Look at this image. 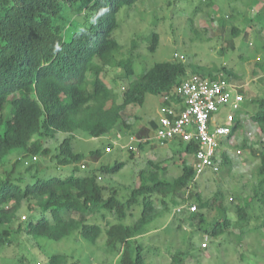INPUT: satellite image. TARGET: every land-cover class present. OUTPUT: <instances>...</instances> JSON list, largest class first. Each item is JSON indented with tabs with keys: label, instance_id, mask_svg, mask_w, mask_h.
Instances as JSON below:
<instances>
[{
	"label": "rangeland",
	"instance_id": "1",
	"mask_svg": "<svg viewBox=\"0 0 264 264\" xmlns=\"http://www.w3.org/2000/svg\"><path fill=\"white\" fill-rule=\"evenodd\" d=\"M118 23L113 37L119 48L114 57L117 60L134 58L135 68L133 78L126 77L123 69L114 65L103 71L104 80L118 93L119 102L130 79L164 61L212 68L225 66L237 75L229 80L245 95L241 112L244 123L231 140L221 145L220 169L205 171L196 179L195 186L181 193L167 197L155 194L160 214L131 240V255L141 246L144 264H264V176L258 171L264 153V132L251 117L259 109L258 100L264 97V0H138L121 9ZM191 23L197 31L191 29ZM71 27L76 31L75 24ZM235 28L239 33L233 31ZM154 32L159 34L160 40L152 52L149 47ZM161 107L162 97L148 93L142 105L130 104L125 108L122 119L109 134L91 137L84 132L76 133L73 149L85 155V159L76 164L62 166L56 157L68 134L48 135L42 140L51 153L47 157L38 155L35 165L44 175L42 178H64L74 167L77 175L84 176L102 165L112 167L122 161L125 165L117 172L99 173V183L117 191L121 200H126L135 187L151 184L149 171H156L161 180L172 182L181 175L182 157L186 155L181 153L184 145L179 141L162 144L154 138L156 127L152 122L157 124ZM11 112L9 102L0 115L7 119ZM130 135L147 138L143 149L137 143L133 145L138 150L128 148ZM95 150H101V155H90ZM19 156L15 149L6 157L5 163L0 165V177L12 169ZM190 159L192 161V157ZM82 165L86 167L80 168ZM25 168L18 164L16 175L26 177ZM197 192L203 198L202 204L195 198ZM162 200L168 203L167 208ZM187 201L198 206L192 214L194 219L189 213H173ZM25 208L26 205L21 215L32 221L39 218L40 212H27ZM130 213L123 223H135L141 206L134 205ZM201 213L205 217L203 222H199ZM65 218H71V214H66ZM224 218L230 220L229 226L220 236L212 237L208 232L211 226ZM88 219V223L102 227L96 242L85 239L79 231L60 240L13 233V243L0 252V264H36L38 261L48 264L45 258L56 254L67 255V260L61 264H122L123 245H109L106 234L109 225L119 220L111 214L103 218V210H95ZM3 227L0 225V230ZM204 241L208 242L205 249L201 248Z\"/></svg>",
	"mask_w": 264,
	"mask_h": 264
},
{
	"label": "trees",
	"instance_id": "2",
	"mask_svg": "<svg viewBox=\"0 0 264 264\" xmlns=\"http://www.w3.org/2000/svg\"><path fill=\"white\" fill-rule=\"evenodd\" d=\"M136 1L0 0V112L6 103L12 105L9 118L0 115V165L13 150L20 154L12 169L0 177V225L5 226L0 230V252L13 243V233L60 240L79 231L85 239L96 242L102 227L88 223V215L103 210V218L111 214L119 220L109 225L106 234L109 245H123L121 263L144 264L141 246L136 248L134 256L131 255V240L160 214L154 195L172 196L195 186V145L192 143L185 144L181 151L186 157H182L180 176L169 182L161 180L156 171H149L151 184L135 187L126 200H121L117 191L108 190L99 183V173L117 172L125 165L122 161L112 167L102 165L84 176L77 175L74 167L64 178H42L44 175L35 165L38 155L47 157L51 153L42 139L56 133L68 134L58 148L59 164L65 166L84 160L85 155L73 149L76 133L84 132L91 137L110 133L128 105H142L148 93L166 94L189 72L210 78H216L218 73L237 76L225 66L212 68L196 63L188 66L185 62H158L128 81L121 93L122 102H119L118 93L106 83L103 71L114 65L122 68L126 77L135 75L134 58L117 60L114 57L119 43L113 33L119 27L118 13ZM72 24L76 31L72 30ZM192 26L191 23V29L197 31ZM233 31L239 33L236 28ZM159 40V34L152 33L150 51L156 50ZM257 104L259 109L252 119L264 132V97ZM152 123L158 127V122ZM239 126L233 128L229 139ZM100 153L101 150H95L90 155ZM20 163L26 167L29 179L20 177V173L16 175ZM258 171L264 176V153ZM192 197L190 195V199ZM195 198L203 203L199 192ZM161 202L164 208L168 207L165 200ZM136 204L141 206L137 221L123 223ZM25 205L27 212H40L39 218L35 221L27 216L21 219ZM66 214H71V218H65ZM190 217L194 219L193 215ZM199 219V222L205 220L203 213ZM229 224L228 218L216 221L208 232L212 237L220 236ZM66 260L64 254L45 258L48 264H61Z\"/></svg>",
	"mask_w": 264,
	"mask_h": 264
},
{
	"label": "built area",
	"instance_id": "3",
	"mask_svg": "<svg viewBox=\"0 0 264 264\" xmlns=\"http://www.w3.org/2000/svg\"><path fill=\"white\" fill-rule=\"evenodd\" d=\"M243 99L235 91V85L221 73L216 78L190 74L164 95L155 138L162 144L172 140L194 144L196 176L206 170L217 172L221 166L222 139L231 132L236 118L233 113L223 117L218 114L226 108L238 109ZM188 209L194 212L197 205L191 204ZM207 246V241L201 243V247Z\"/></svg>",
	"mask_w": 264,
	"mask_h": 264
},
{
	"label": "clouds",
	"instance_id": "4",
	"mask_svg": "<svg viewBox=\"0 0 264 264\" xmlns=\"http://www.w3.org/2000/svg\"><path fill=\"white\" fill-rule=\"evenodd\" d=\"M190 74H193V73H190ZM190 74H188L185 78H187ZM218 74H220V73H218ZM223 74V73H222ZM224 75V74H223ZM225 76V75H224ZM184 78V79H185ZM228 79H230L229 77H227ZM230 81V80H229ZM231 82V81H230ZM179 85V84H178ZM178 85H176V86H178ZM234 85V84H233ZM176 86H174L173 88H175ZM172 88V89H173ZM171 89V90H172ZM171 90L169 91V92H167V93H170L171 92ZM235 91L237 92V93H239V94H242L243 95V97H244V99H243V101L240 103V107L238 108V109H236V110H232V109H229V108H226V109H223V110H221V112L218 114V116H220V117H223V116H226L228 113H233L234 114V116L236 117L235 118V122H234V124L232 125V130H231V132L224 138V139H222V144L223 143H225L226 141H228V140H231L232 139V137L239 131V128L240 127H242V124L244 123L243 121H242V117H241V115H242V109L245 107V95H244V93L243 92H240V91H237L236 90V87H235ZM166 93V94H167ZM165 95V94H164ZM164 95H162L161 97H162V106L164 105V101H163V97H164ZM162 108V107H161ZM160 114H161V112H160ZM252 117V116H251ZM160 118V117H159ZM252 121H253V119H252ZM158 122H159V119H158ZM256 123V122H255ZM129 124H131V123H129ZM237 124L238 125H240L239 126V128H238V130H237V132L229 139V137H230V135H231V133H232V131H233V128L235 127V126H237ZM257 124V123H256ZM132 125V127H133V124H131ZM157 128V127H156ZM156 128H155V131H156ZM254 128V127H253ZM261 129V128H260ZM134 131V130H133ZM252 134V131H250V132H248V134L249 135H251ZM109 134V133H108ZM121 138V137H120ZM119 138V139H120ZM133 138V139H132ZM154 138H155V132H154ZM150 140L152 139L151 137L149 138ZM156 139V138H155ZM147 140V138H138L137 137V135H130V138H129V144H128V148L130 149V150H133V151H136V150H138V147H139V145L140 144H142V145H144V142ZM176 141H179V140H176ZM225 141V142H224ZM169 142V141H168ZM181 144H183V145H185V144H187V143H184V142H182V141H179ZM133 143H137V145H138V147H135L136 145H133ZM165 143H167V142H165ZM164 144V143H163ZM141 149H143V148H141ZM195 149H196V147H195ZM34 157V156H33ZM34 159V158H33ZM36 160V159H35ZM81 167H83V168H85L86 166L85 165H82ZM193 168H194V172H195V158H194V152H193ZM207 171V170H206ZM214 172V171H213ZM204 173V172H203ZM202 173V174H203ZM201 176V174L200 175H198V176H196V172H195V177H194V179L196 180L198 177H200ZM189 198H188V195L186 196V200H188ZM191 204H196V203H192V202H190V201H187V202H184V204H182V205H180V206H177L174 210H173V213H180V214H184V213H194V212H196V211H194V212H190L189 211V209H188V207L191 205ZM197 205V204H196ZM182 206H184L183 208H182V210L181 211H178L177 209L178 208H180V207H182ZM197 208H198V206H197ZM23 216H25V218H26V215H22V219H25V218H23ZM208 247V246H207ZM201 248H203V247H201ZM206 248V247H205ZM205 248H203V249H205ZM37 264V263H36Z\"/></svg>",
	"mask_w": 264,
	"mask_h": 264
}]
</instances>
